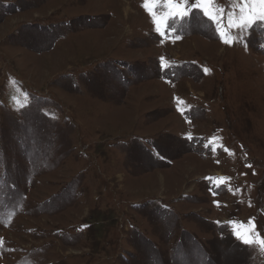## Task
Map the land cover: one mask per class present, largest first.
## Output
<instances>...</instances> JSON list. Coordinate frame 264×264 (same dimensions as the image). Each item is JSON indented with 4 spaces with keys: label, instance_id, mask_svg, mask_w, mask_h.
I'll list each match as a JSON object with an SVG mask.
<instances>
[{
    "label": "rangeland",
    "instance_id": "rangeland-1",
    "mask_svg": "<svg viewBox=\"0 0 264 264\" xmlns=\"http://www.w3.org/2000/svg\"><path fill=\"white\" fill-rule=\"evenodd\" d=\"M245 3L0 0V264H264Z\"/></svg>",
    "mask_w": 264,
    "mask_h": 264
},
{
    "label": "snow or ice",
    "instance_id": "snow-or-ice-1",
    "mask_svg": "<svg viewBox=\"0 0 264 264\" xmlns=\"http://www.w3.org/2000/svg\"><path fill=\"white\" fill-rule=\"evenodd\" d=\"M169 2L171 3L172 0H169ZM257 5L259 6V11L254 12L253 9L256 8ZM147 6L148 5L146 4V7ZM199 6H200L199 4L195 5V7H199ZM177 9L178 11L172 13L173 15H176V14H179L181 16L187 15V12L180 10L179 4L177 5ZM240 12H241L240 22L239 24L235 26L241 29L251 27L252 24L257 21H264V0H251V4L245 3L244 6L241 7ZM204 13L205 15H208V8L206 6L204 7ZM213 19H215V17H213ZM160 23H161V20L158 18L157 19V31L158 32H160V27H159ZM178 38L179 37H177V39ZM252 227L254 228V225ZM235 235L237 236V238L242 239L245 244L250 245L254 243V239L250 235L242 234L240 231H236ZM255 242L260 244L261 246H264V239H260L258 234L255 239Z\"/></svg>",
    "mask_w": 264,
    "mask_h": 264
}]
</instances>
